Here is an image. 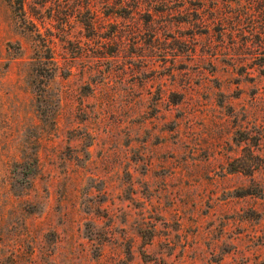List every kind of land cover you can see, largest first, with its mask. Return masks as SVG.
<instances>
[{
    "label": "rangeland",
    "instance_id": "1",
    "mask_svg": "<svg viewBox=\"0 0 264 264\" xmlns=\"http://www.w3.org/2000/svg\"><path fill=\"white\" fill-rule=\"evenodd\" d=\"M132 1L0 0V264H264V0Z\"/></svg>",
    "mask_w": 264,
    "mask_h": 264
},
{
    "label": "trees",
    "instance_id": "2",
    "mask_svg": "<svg viewBox=\"0 0 264 264\" xmlns=\"http://www.w3.org/2000/svg\"><path fill=\"white\" fill-rule=\"evenodd\" d=\"M180 4H183V0H177ZM195 5H198L199 3L202 2V0H194ZM213 1V0H211ZM133 2V1H132ZM138 7V2L137 0H134V2L132 3V8H137ZM214 21H218V23H221L222 19L221 18H217L215 17L213 19ZM38 64L35 68L37 74L39 76H41V81H40V86H41V90L38 92V95L42 96L45 92H47L48 86H49V82L52 81V78L54 76V72H55V66L52 62V52L49 51V47L45 44L44 45V50L42 53L41 58H39L37 60ZM42 112L44 113L43 115L46 116H50V114H45V111L42 110ZM34 156V153L32 154ZM19 166L22 168V170H24L25 172H22V179L23 181L26 178L25 175H33L34 172L37 170L38 168V163H37V159L35 157H30V154H26L24 155V158H22V160L20 162H18ZM19 203H25L26 200H22L20 198H18L17 200Z\"/></svg>",
    "mask_w": 264,
    "mask_h": 264
}]
</instances>
